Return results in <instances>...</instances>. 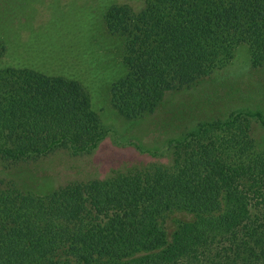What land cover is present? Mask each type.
I'll use <instances>...</instances> for the list:
<instances>
[{
  "label": "trees",
  "instance_id": "1",
  "mask_svg": "<svg viewBox=\"0 0 264 264\" xmlns=\"http://www.w3.org/2000/svg\"><path fill=\"white\" fill-rule=\"evenodd\" d=\"M105 20L124 42L126 73L112 84V104L131 120L224 69L240 46L264 67V0L115 3ZM251 119L264 126L261 113L231 114L173 142L170 164L46 196L0 178V264H264V152ZM108 133L80 82L0 70V170L59 151L90 154ZM173 211L194 220L169 245L162 220Z\"/></svg>",
  "mask_w": 264,
  "mask_h": 264
},
{
  "label": "rangeland",
  "instance_id": "2",
  "mask_svg": "<svg viewBox=\"0 0 264 264\" xmlns=\"http://www.w3.org/2000/svg\"><path fill=\"white\" fill-rule=\"evenodd\" d=\"M115 3L140 10L145 0H0V70L31 69L80 82L109 131L90 154L59 151L1 168L0 178L14 181L22 192L46 196L70 183L105 180L155 162L170 164L171 144L200 124L237 113L264 117V67H253L246 45L224 69L168 92L153 114L137 120L122 115L113 107L111 87L126 73L124 42L105 20ZM250 123L256 151L264 152V126L255 119ZM193 220L184 211L166 215L162 225L168 244L182 224Z\"/></svg>",
  "mask_w": 264,
  "mask_h": 264
}]
</instances>
